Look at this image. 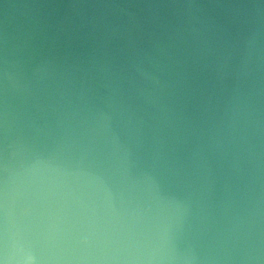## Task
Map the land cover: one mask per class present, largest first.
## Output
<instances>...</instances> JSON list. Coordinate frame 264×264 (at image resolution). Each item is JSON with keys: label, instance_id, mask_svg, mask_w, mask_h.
Wrapping results in <instances>:
<instances>
[{"label": "clouds", "instance_id": "1", "mask_svg": "<svg viewBox=\"0 0 264 264\" xmlns=\"http://www.w3.org/2000/svg\"><path fill=\"white\" fill-rule=\"evenodd\" d=\"M0 264H264V0H0Z\"/></svg>", "mask_w": 264, "mask_h": 264}]
</instances>
